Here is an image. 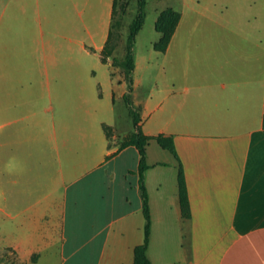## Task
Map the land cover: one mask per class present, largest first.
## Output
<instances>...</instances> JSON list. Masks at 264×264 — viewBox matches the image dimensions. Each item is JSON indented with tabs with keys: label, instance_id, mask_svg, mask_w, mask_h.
<instances>
[{
	"label": "crops",
	"instance_id": "1",
	"mask_svg": "<svg viewBox=\"0 0 264 264\" xmlns=\"http://www.w3.org/2000/svg\"><path fill=\"white\" fill-rule=\"evenodd\" d=\"M113 1L0 0V264H134L139 156L118 148L127 83L100 56ZM176 4L166 51L159 34L133 47L130 102L144 135L172 137L190 215L178 160L150 139L146 256L264 264V0Z\"/></svg>",
	"mask_w": 264,
	"mask_h": 264
},
{
	"label": "trees",
	"instance_id": "2",
	"mask_svg": "<svg viewBox=\"0 0 264 264\" xmlns=\"http://www.w3.org/2000/svg\"><path fill=\"white\" fill-rule=\"evenodd\" d=\"M137 1V12L129 25L128 34L126 37L124 55L122 60H118L114 55V47L112 44L113 31L121 26V16L117 12V8L120 7L119 0L113 1L112 7V18L110 23V30L108 33L107 41L100 53L101 61L105 63L109 58L112 59V65L119 66L122 68L124 75V80L127 83V92L123 96L124 103L128 109V115L131 118L133 131L122 139L119 144V149L126 146H134L138 152V189L142 201V214L144 217V229H143V241L141 244L134 247L133 250V263L134 264H151L146 256V249L148 245L149 231H150V213L148 206V195L146 187L144 185L143 173L148 168L146 163V146L150 139H155L158 145L168 150L177 160V154L175 151L173 139L171 136L157 135L154 137L146 136L142 133L140 127V116L135 110L130 102V93L132 91V71L134 69V54H133V44L138 31L141 29L144 19L145 12L144 8L146 5V0H136ZM122 8V5L121 7ZM180 19V13L173 8L167 7L162 10L157 16L154 29L159 34L158 40L153 44V49L155 51L164 53L166 51L168 42L172 37L174 30ZM106 132L110 134V129L105 128ZM177 183H178V200L180 205L181 215L184 218H188L190 215L189 201L186 190V183L183 174L181 164L178 160V172H177Z\"/></svg>",
	"mask_w": 264,
	"mask_h": 264
},
{
	"label": "rangeland",
	"instance_id": "3",
	"mask_svg": "<svg viewBox=\"0 0 264 264\" xmlns=\"http://www.w3.org/2000/svg\"><path fill=\"white\" fill-rule=\"evenodd\" d=\"M119 4L120 7L122 5V8H117V12L121 16V26L113 31L112 44L114 47V56L124 55V47L129 25L134 19L137 12L136 0H119ZM167 7L174 8L175 10L177 7L176 0H146V5L144 8L145 19L140 31H138L135 37V42L133 44V47H135V53L138 56L139 54L147 53L149 48H151L150 43H152V41H155V39L158 37V33L154 29V23L158 14ZM139 92L140 94H143L144 89H139ZM127 113L128 109L127 107L125 109L123 105H121L120 108H116V116L118 117V122L127 128H131L132 121H130V119L127 117Z\"/></svg>",
	"mask_w": 264,
	"mask_h": 264
}]
</instances>
